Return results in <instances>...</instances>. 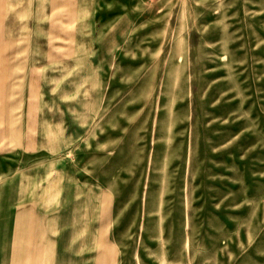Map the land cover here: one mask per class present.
Masks as SVG:
<instances>
[{
  "label": "rangeland",
  "instance_id": "374dc122",
  "mask_svg": "<svg viewBox=\"0 0 264 264\" xmlns=\"http://www.w3.org/2000/svg\"><path fill=\"white\" fill-rule=\"evenodd\" d=\"M35 235L264 264V0H0L2 263Z\"/></svg>",
  "mask_w": 264,
  "mask_h": 264
},
{
  "label": "crops",
  "instance_id": "0c3cea01",
  "mask_svg": "<svg viewBox=\"0 0 264 264\" xmlns=\"http://www.w3.org/2000/svg\"><path fill=\"white\" fill-rule=\"evenodd\" d=\"M35 241H29L24 245L22 250H17L16 255L14 257L16 264H48L46 257V246L45 243L42 244V236L39 237L35 235ZM100 244H102L103 248L99 250V256H93V264H110L109 252L107 251L106 244L102 236L99 239ZM43 245V246H42ZM0 264L2 263V259L0 258Z\"/></svg>",
  "mask_w": 264,
  "mask_h": 264
}]
</instances>
